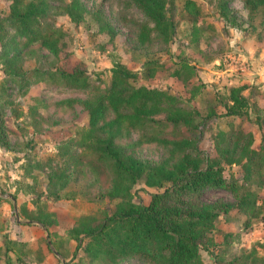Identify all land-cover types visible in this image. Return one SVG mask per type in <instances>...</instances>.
<instances>
[{"label": "rangeland", "instance_id": "rangeland-1", "mask_svg": "<svg viewBox=\"0 0 264 264\" xmlns=\"http://www.w3.org/2000/svg\"><path fill=\"white\" fill-rule=\"evenodd\" d=\"M82 1L86 12L81 22L64 13L61 0L52 1L54 10L45 21L64 34L60 54L55 57L33 44L25 50L23 66L28 71H81L89 77L91 88L75 90L41 82L28 90L21 89L6 75L0 59V119L9 141L7 147L0 143V264H91L67 232L84 216L102 220L107 212L115 210L108 196L112 176L85 157V168L73 177L60 198L52 195L50 176L63 163L59 150L78 140L88 128L89 115L83 103L95 97V87L106 89L111 85L117 63L140 73L136 86L168 91L179 96L185 108L199 111L198 128L182 127L178 136L170 132L165 137L197 139L200 149L212 158L218 157L215 141L220 133L226 138L232 133H251L255 148L264 144L263 14L251 16L244 0H192V6H187L188 0H171L169 15L176 24L174 38L169 44L157 40L148 46L138 41L140 25L146 17L131 0ZM224 1L229 2L236 26L222 15ZM11 4V0H0V17L10 38L15 33L9 20ZM149 61L165 65L154 78L144 74ZM179 69L189 82L173 75ZM232 87L244 88L248 116H226L225 105L229 104ZM138 139L139 135L134 134L125 140L127 153L152 164L161 163L169 155L163 145L139 144ZM224 167L228 180L251 185L257 207L250 215L237 209L221 215L218 230L211 235L218 246L211 248L214 255L202 251L204 264H218L219 255L231 260L253 249L264 257V247L259 246L264 244V183L259 184L256 178L248 184L243 164ZM166 187H149L143 179L132 189L133 201L148 205L152 196L163 193ZM202 200L207 204L236 203L235 195L224 190H209ZM41 203L47 204L59 221L50 230L26 216L30 212L37 215ZM11 239L24 246L7 253L6 243ZM122 264L149 263L133 258Z\"/></svg>", "mask_w": 264, "mask_h": 264}, {"label": "trees", "instance_id": "trees-1", "mask_svg": "<svg viewBox=\"0 0 264 264\" xmlns=\"http://www.w3.org/2000/svg\"><path fill=\"white\" fill-rule=\"evenodd\" d=\"M11 1L9 20L15 29L11 38L4 27V19L0 17V59L11 81L27 90L41 82L75 90L91 88L89 77L81 71L56 68L42 72L38 68L30 71L24 68L25 50L33 44H39L58 57L64 34L45 21L54 10L53 0ZM131 1L146 17L140 25L139 43L149 46L160 40L169 44L176 33L175 21L169 15L171 0ZM61 2L64 13L73 21L84 19L86 7L82 0ZM244 2L251 16L264 15V0ZM194 4L192 0L187 1V6ZM228 4L224 1L221 5L222 15L236 26L237 19ZM109 30L114 34L112 28ZM164 68L165 65L158 61H149L144 74L154 78ZM173 75L189 82L180 69ZM139 78L140 73L117 63L112 70L111 85L106 89L94 88L95 97L83 103L89 115L88 128L78 140H72L70 146L69 143L59 150L58 156L63 163L50 176L51 194L60 198L73 177L85 168L84 160L91 158L92 163L110 172L112 186L108 196L115 203V210L107 212L102 220L84 216L67 232L77 241V250L87 254L91 264H122L133 258L149 264H204L202 251L214 255L211 248L218 246L211 235L218 230L216 224L221 215H228L234 209L250 215L257 207V196L251 191V185L228 180L224 164H243L248 184L256 178L259 184H263L264 144L255 148L251 133H232L227 138L220 133L215 141L218 157L212 158L200 149L197 139L165 137L170 132L178 136L177 131L182 127L198 128L200 113L185 108L181 98L168 91L136 86ZM243 93V87L229 89L226 116L249 115V101ZM134 134L139 135V144L163 145L169 155L161 163L152 164L127 153L123 143ZM0 143L4 147L9 145L2 119ZM143 179L152 188L168 185L163 193L152 196L148 205L133 201L132 189ZM209 190L229 191L235 195L236 203L207 204L202 196ZM47 207L41 203L37 215L30 212L26 216L50 230L59 221ZM6 244L7 253L24 246L13 239ZM259 246L264 247V244ZM217 261L218 264H264V257L253 249L231 260L219 255Z\"/></svg>", "mask_w": 264, "mask_h": 264}]
</instances>
